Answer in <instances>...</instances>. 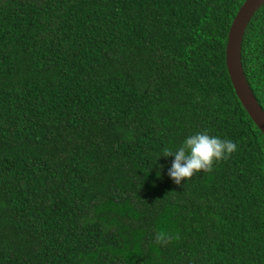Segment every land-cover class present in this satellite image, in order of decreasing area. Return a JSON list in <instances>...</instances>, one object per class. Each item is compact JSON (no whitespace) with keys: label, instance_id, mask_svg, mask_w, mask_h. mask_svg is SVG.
<instances>
[{"label":"trees","instance_id":"16d2710c","mask_svg":"<svg viewBox=\"0 0 264 264\" xmlns=\"http://www.w3.org/2000/svg\"><path fill=\"white\" fill-rule=\"evenodd\" d=\"M243 1L0 0V264H264V134L225 64ZM241 61L264 110V4ZM205 131L237 150L176 184L163 150Z\"/></svg>","mask_w":264,"mask_h":264},{"label":"clouds","instance_id":"9594fccd","mask_svg":"<svg viewBox=\"0 0 264 264\" xmlns=\"http://www.w3.org/2000/svg\"><path fill=\"white\" fill-rule=\"evenodd\" d=\"M236 150L237 144L231 139L211 136L205 131L186 137L175 151L165 148L161 155L174 156L168 175L179 185L182 180L191 179L198 172H210L214 162L228 159ZM174 239H178V236L166 232H157L155 236L157 244H167Z\"/></svg>","mask_w":264,"mask_h":264},{"label":"water","instance_id":"95a60500","mask_svg":"<svg viewBox=\"0 0 264 264\" xmlns=\"http://www.w3.org/2000/svg\"><path fill=\"white\" fill-rule=\"evenodd\" d=\"M263 4L264 0H244L237 9L227 32L225 64L232 87L241 105L264 134V110L248 84L241 61L243 34L254 13Z\"/></svg>","mask_w":264,"mask_h":264}]
</instances>
